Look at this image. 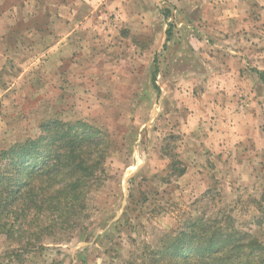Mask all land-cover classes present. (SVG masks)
Masks as SVG:
<instances>
[{
    "label": "rangeland",
    "instance_id": "rangeland-1",
    "mask_svg": "<svg viewBox=\"0 0 264 264\" xmlns=\"http://www.w3.org/2000/svg\"><path fill=\"white\" fill-rule=\"evenodd\" d=\"M89 1L72 62L54 70L40 60L30 88L0 78V153L35 139L47 120L83 121L106 135L107 147L94 138L106 148L101 176L62 229L26 249L0 233V264H137L145 247L199 218L264 245V88L248 79L235 94L218 92L206 1ZM253 12L262 56L249 69L264 84V12ZM226 122L257 128L237 138Z\"/></svg>",
    "mask_w": 264,
    "mask_h": 264
},
{
    "label": "trees",
    "instance_id": "trees-1",
    "mask_svg": "<svg viewBox=\"0 0 264 264\" xmlns=\"http://www.w3.org/2000/svg\"><path fill=\"white\" fill-rule=\"evenodd\" d=\"M155 77L156 70L153 82ZM41 130L0 153V233L26 240L25 249L43 232L81 216L106 154L94 138L108 146L106 135L83 121L54 118ZM143 253L137 264H264V245L256 237L200 218Z\"/></svg>",
    "mask_w": 264,
    "mask_h": 264
},
{
    "label": "crops",
    "instance_id": "crops-1",
    "mask_svg": "<svg viewBox=\"0 0 264 264\" xmlns=\"http://www.w3.org/2000/svg\"><path fill=\"white\" fill-rule=\"evenodd\" d=\"M205 1L207 10L203 17L214 34V48L219 56L218 92L235 94L240 84H248V79L256 80V86L264 88L249 69L262 56L254 54L251 36L255 20L251 16L253 9L262 14L264 7H257L255 0ZM92 10L93 3L89 0H0V78L10 75L30 88L35 84L31 78L39 80L36 72L40 60L46 65L53 64L54 70L60 63L72 62V49L78 44L76 35L84 28L79 20ZM257 17L261 19V15ZM18 65L20 69L16 68ZM233 123L225 124L232 137L240 138L238 132L247 128L245 139H248L257 128L250 122L235 126ZM207 152L204 150L203 155H208ZM261 153L264 154V141Z\"/></svg>",
    "mask_w": 264,
    "mask_h": 264
}]
</instances>
